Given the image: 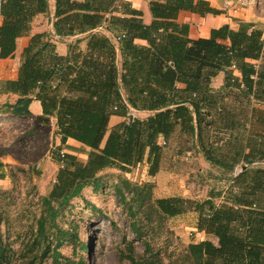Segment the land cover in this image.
Listing matches in <instances>:
<instances>
[{"label": "trees", "instance_id": "trees-1", "mask_svg": "<svg viewBox=\"0 0 264 264\" xmlns=\"http://www.w3.org/2000/svg\"><path fill=\"white\" fill-rule=\"evenodd\" d=\"M144 1L152 17L149 24L125 0H55L53 33L31 34L33 18L49 13L48 0H0V58L13 56L17 39L30 35L17 78L0 80V95L7 99L0 114L31 116L29 105L37 100L43 116L55 118L61 144L72 138L89 149L85 161L58 149L52 154L60 167L52 189L39 197L36 234L28 245L32 264H42L49 252L51 264H70L58 248L68 239L74 238L75 245L79 241L59 227V208L105 168L127 172L144 163L147 174L155 176L163 149L158 140L168 141L175 132L229 183L222 204H215L210 195L203 201L179 195L152 201L167 217L195 210L197 230L215 238L188 244L181 264H264V134L250 130L248 117L255 105H264L262 30L240 21L237 28L225 24L211 29L208 37L192 39L188 24L179 23L177 16L182 10L216 13L207 0ZM85 33L83 50L77 38L66 54L57 53L53 37ZM222 71L223 89L244 108L239 115L248 122H237L238 113L216 104L212 79ZM131 110L148 116L133 117ZM112 115L126 119L109 128ZM123 185L131 189L136 209L151 198L150 183L138 187L123 180ZM129 213L134 215L131 207ZM131 226L141 235L135 222ZM126 243L127 248L119 250L120 261L156 264ZM7 257L0 237V264H9Z\"/></svg>", "mask_w": 264, "mask_h": 264}, {"label": "rangeland", "instance_id": "rangeland-1", "mask_svg": "<svg viewBox=\"0 0 264 264\" xmlns=\"http://www.w3.org/2000/svg\"><path fill=\"white\" fill-rule=\"evenodd\" d=\"M231 100L225 110L238 113L237 122L249 117L250 130L264 134V106L255 105L257 109L246 118L239 115L243 107ZM30 128L31 122L27 119H0V154L2 152L4 160L9 161L6 163L7 177L0 179V237L7 246L9 264H32L34 261L28 245L36 234V219L41 210L39 197L52 189L60 167L52 158L55 148L50 133L32 134ZM217 135L222 136L221 133ZM182 140L178 132L169 138L163 146V169L155 176L147 174L144 163L127 172L108 167L99 172L80 195L59 208L56 218L59 227L72 232L79 241L75 245L71 238L58 248L68 263L128 264L125 259L120 261L119 250H124L126 242H131L136 254L145 252L156 264H181L188 244L207 238L215 241L213 236L197 230L195 210L167 217L153 206V200L167 197L165 195L198 201L210 195L215 204L226 201L228 179L221 178L222 171L202 161L199 152ZM74 149L79 160L86 159L82 145L77 144ZM123 180L138 187L150 183L151 198L136 209L135 202L131 201V189L123 185ZM129 207L134 215L129 213ZM133 222L140 228L141 235L133 231ZM51 232H54L53 227L48 229V233ZM42 264H51L50 252L42 259Z\"/></svg>", "mask_w": 264, "mask_h": 264}, {"label": "crops", "instance_id": "crops-1", "mask_svg": "<svg viewBox=\"0 0 264 264\" xmlns=\"http://www.w3.org/2000/svg\"><path fill=\"white\" fill-rule=\"evenodd\" d=\"M125 1L130 2L132 7L142 12L141 18L145 24H149L151 22L152 17L149 13L146 1L144 0H125ZM207 1L209 2L210 7L217 10L216 13H206L204 15H200L195 12L182 10L179 12L177 16L176 20L179 23L188 24L189 27L188 34L190 38L197 39L200 37H208L211 29L218 28L225 24L229 25V27L231 28H237L238 23L240 21H244V22L252 23L253 25L260 28L262 30V35L264 39V0H258L256 4L250 7L238 8L235 12L232 11L227 12L225 10L224 2L226 0H207ZM227 1L232 3L235 0H227ZM48 4H49V13H39L33 18L31 23V34L38 32L53 33L52 20H53V13L55 10V0H48ZM44 18L45 21H43ZM1 23H2V16L0 15V24ZM97 30H101V29H97ZM87 34L85 33L72 37L55 36L53 37L52 41L55 44L57 53H59L60 55H64L67 52L68 44L70 43L74 44L77 38H80V42L77 45L80 49L83 50L86 45ZM29 39H30V35H23L19 37L16 41V48L13 53V56L7 58H0V80H15L17 78L20 56L23 49L27 46ZM136 42L143 45L146 44V42L141 39L136 40ZM224 79H225V73L223 71L212 79V87L216 92V97H217L216 104L220 108L221 106H224L225 108L226 106H228L229 103V89H223ZM5 101H7L6 97L0 95V105ZM10 102H13V99L10 100ZM29 110L31 112V116L28 117L26 116L19 117L11 114H0V119L5 117H12L20 120L27 119L31 122L30 129L32 131L29 132H31L32 134H39L42 132L50 133V138L53 141L55 150L58 149L60 152H65L75 155L79 160L77 156V152H75L74 149V146L79 144L85 148L86 151L85 154L87 155L89 149L80 142L72 138H68L64 143L61 144L60 136L56 134L55 118L43 116L39 101L33 100L29 105ZM130 114L133 117H138L141 119H144L148 116V113L144 111L134 110L133 112L130 111ZM125 119L126 118L121 116L112 115L109 119V128L124 121ZM246 121L248 122V119ZM180 137L183 139L182 136ZM162 141H164L165 144H162ZM158 142L160 145L164 146L166 145L167 141L162 137H160ZM181 150L183 152H186V150L183 148ZM162 153H163V149H162ZM86 155H84L85 158L87 157ZM4 156L5 155L3 156L0 155V160L3 163L2 167H0V179L7 177L6 163H9V161L4 160ZM201 160L204 161L202 155H201ZM80 161H85V160H80ZM160 165L161 168L159 172H161V170L163 169L162 164ZM165 196H169V195H165Z\"/></svg>", "mask_w": 264, "mask_h": 264}, {"label": "built area", "instance_id": "built-area-1", "mask_svg": "<svg viewBox=\"0 0 264 264\" xmlns=\"http://www.w3.org/2000/svg\"><path fill=\"white\" fill-rule=\"evenodd\" d=\"M258 0H235L234 2L225 1L224 2V8L227 12L232 11L235 12L238 8L241 7H250L257 3ZM162 144H165L164 141H162ZM240 170V166H237L235 168V172H238Z\"/></svg>", "mask_w": 264, "mask_h": 264}]
</instances>
